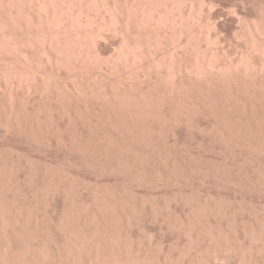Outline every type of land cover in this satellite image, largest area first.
<instances>
[{
  "label": "rangeland",
  "instance_id": "374dc122",
  "mask_svg": "<svg viewBox=\"0 0 264 264\" xmlns=\"http://www.w3.org/2000/svg\"><path fill=\"white\" fill-rule=\"evenodd\" d=\"M33 1L0 0L22 49L0 54V264H264V0ZM46 25L60 38L30 40L27 27ZM89 45L97 62L80 60Z\"/></svg>",
  "mask_w": 264,
  "mask_h": 264
},
{
  "label": "bare ground",
  "instance_id": "6f19581e",
  "mask_svg": "<svg viewBox=\"0 0 264 264\" xmlns=\"http://www.w3.org/2000/svg\"><path fill=\"white\" fill-rule=\"evenodd\" d=\"M19 1H20V0H19ZM22 1H23V0H22ZM34 1H36V0H34ZM34 1H33V2H34ZM38 1H39V0H38ZM46 1H47V0H46ZM48 1H49V0H48ZM54 1H55V0H54ZM71 1H72V0H70V2H71ZM77 1H78V0H77ZM79 1H80V0H79ZM83 1H84V0H83ZM102 1H103V0H102ZM153 1H154V0H153ZM153 1H152V2H153ZM6 2H7V1H6ZM26 2H27V1H26ZM30 2H31V1H30ZM42 2H43V0H42ZM70 2H69V3H70ZM88 2H89V1H88ZM90 2H91V1H90ZM173 2H174V1H173ZM173 2H172V3H173ZM13 3H14V2H13ZM35 3H37V2H35ZM39 3H40V2H39ZM45 3H46V2H45ZM52 3H53V2H52ZM52 3H50V4H52ZM69 3H68V4H69ZM100 3H101V2H100ZM131 3H132V2H131ZM178 3H179V1H178ZM7 4H8V3H7ZM18 4H19V3H18ZM64 4H65V2L63 3V5H64ZM81 4H82V3H81ZM88 4H89V3H88ZM90 4H91V3H90ZM106 4H107V3H106ZM129 4H130V3H129ZM146 4H147V3H146ZM149 4H150V3H149ZM154 4H155V3H154ZM14 5H15V3H14ZM23 5H24V4H23ZM36 5H37V4H36ZM39 5H40V4H39ZM39 5H38V6H39ZM59 5H60V4H59ZM155 5H156V4H155ZM159 5H160V4H159ZM184 5H185V4H184ZM44 6H45V5H44ZM47 6H48V5H47ZM54 6H55V5H54ZM70 6H71V5H70ZM80 6H81V5H80ZM95 6H96V4H95ZM136 6H137V5H136ZM172 6H173V5H172ZM174 6H176V5H174ZM27 7H28V6H27ZM57 7H58V6H57ZM57 7H55V8L58 9ZM98 7H99V6H98ZM129 7H131V6H129ZM129 7H128V8H129ZM151 7H152V6H151ZM155 7H156V6H155ZM176 7H177V6H176ZM180 7H181V6H180ZM182 7H183V5H182ZM182 7H181V8H182ZM4 8H5V7H4ZM6 8H7V7H6ZM10 8H11V7H10ZM20 8H21V7H20ZM24 8H25V7H24ZM24 8H23V11H24ZM33 8H34V7H33ZM37 8H38V7H37ZM40 8L45 9V8L43 7V5H42V7H39V10H40ZM47 8H48V7H47ZM63 8H64V7H63ZM78 8H79V7H78ZM78 8H77V9H78ZM80 8H81V7H80ZM140 8H141V7H140ZM153 8H154V7H153ZM173 8H174V7H173ZM181 8H180V9H181ZM189 8H190V7H189ZM26 9H27V8H26ZM42 9H41V10H42ZM60 9H61V8H60ZM73 9H74V7H73ZM81 9H82V8H81ZM142 9H143V8H141V11H142ZM144 9H146V8L144 7ZM154 9H155V8H154ZM175 9H176V8H175ZM180 9H179V10H180ZM7 10H8V9H7ZM16 10H17V9H16ZM47 10H48V9H47ZM49 10H50V9H49ZM51 10H53V9L51 8ZM65 10H68V9H65ZM75 10H76V9H75ZM78 10H79V9H78ZM139 10H140V9H139ZM165 10H166V9H165ZM165 10H164V11H165ZM179 10H178V11H179ZM3 11H4V10H3ZM19 11H22V10H19ZM23 11H22V12H23ZM25 11H26V10H25ZM28 11H29V10H28ZM33 11H34V10H33ZM44 11H46V10H44ZM54 11H55V10H54ZM54 11H53V12H54ZM125 11H126V10H125ZM135 11H136V10H135ZM135 11H134V12H135ZM153 11H154V10H153ZM155 11H156V10H155ZM188 11H189V10H188ZM199 11H200V10H199ZM0 12H1V11H0ZM7 12H9V11H7ZM41 12H42V11H41ZM51 12H52V11H51ZM53 12H52V13H53ZM55 12H56V11H55ZM63 12H64V11H63ZM79 12H80V11H79ZM84 12H85V11H84ZM104 12H105V11H104ZM110 12H111V11H110ZM138 12H139V11H138ZM149 12H152V11L149 10ZM159 12H160V10H159ZM167 12H168V11H167ZM170 12H171V11H170ZM183 12H184V11H183ZM190 12H191V11H190ZM200 12H201V11H200ZM261 12H262V11H261ZM5 13H6V12H5ZM24 13H25V12H24ZM38 13H39V12H38ZM52 13H51V15H52ZM56 13H57V12H56ZM69 13H70V12H69ZM75 13H76V11H75ZM140 13H141V12H140ZM145 13H146V12H145ZM157 13H158V12H157ZM164 13H165V12H164ZM10 14H11V10H10ZM16 14H17V13H16ZM21 14H22V13H21ZM32 14H33V12H32ZM58 14H59V13H58ZM77 14H78V13H77ZM77 14H76L75 16H77ZM90 14H91V13H90ZM113 14H114V13H113ZM113 14H112V15H113ZM122 14H123V13H122ZM130 14H131V13H130ZM136 14H137V13H136ZM142 14H143V13H142ZM147 14H148V13H147ZM151 14H152V13H151ZM158 14H159V13H158ZM3 15H4V14H3ZM24 15H25V14H24ZM30 15H31V14H30ZM41 15H42V14H41ZM43 15L46 16V14H43ZM47 15H48V13H47ZM56 15H57V14H56ZM60 15H61V14H60ZM64 15H65V14H64ZM69 15H70V14H69ZM108 15H110V14H108ZM124 15H125V14H124ZM163 15H164V14H163ZM167 15H168V14H167ZM177 15H178V13H177ZM190 15H192V14H190ZM200 15H201V14H200ZM15 16H16V15H14V18H15ZM35 16H36V15H35ZM37 16H38V15H37ZM52 16H53V15H52ZM131 16H132V15H131ZM142 16H143V15H142ZM150 16H151V15H150ZM152 16H153V14H152ZM159 16H160V15H158V17H159ZM164 16H165V15H164ZM170 16H172V14H171ZM173 16L176 17V15H173ZM185 16H186V15H185ZM3 17H4V16H3ZM8 17H9V16H8ZM16 17H17V16H16ZM39 17H40V16H38V19H39ZM53 17H54V16H53ZM55 17H56V16H55ZM79 17H80V15H79ZM79 17H78V18H79ZM88 17H89V16H88ZM90 17H91V16H90ZM100 17H101V16H100ZM111 17H112V16H111ZM127 17H128V15H127ZM139 17H140V16H139ZM155 17H156V16H155ZM160 17H161V16H160ZM168 17H169V16H168ZM178 17H179V15H178ZM187 17H188V16H187ZM198 17H199V16H198ZM202 17H203V16H202ZM5 18H6V17H5ZM9 18H10V17H9ZM24 18H25V17H21V16L19 15V17H18L17 20H16V21H17V24L14 22V23L16 24V26H22V24L24 23V20H23ZM29 18H31V17H29ZM44 18H45V17H44ZM46 18H47V17H46ZM62 18H63V17H62ZM62 18H60V19H62ZM85 18H86V17H85ZM135 18H136V17H135ZM146 18H147V17H146ZM162 18H163V20H164V17H163V16H162ZM169 18H170V17H169ZM185 18H186V17H185ZM192 18H193V17H192ZM0 19H1V17H0ZM40 19H42V18H40ZM47 19H48V18H47ZM58 19H59V17H58ZM64 19H66V18L64 17ZM75 19H76V18H75ZM79 19H80V18H79ZM104 19H105V18H104ZM125 19H126V18H125ZM147 19L149 20V18H147ZM155 19H156V18H155ZM157 19H158V18H157ZM159 19H161V18H159ZM167 19H168V18H166L165 21H167ZM171 19H172V18H171ZM171 19H169V20H171ZM180 19H181V17H180ZM186 19H187V18H186ZM200 19H201V16H200ZM7 20H9V19H7ZM69 20H70V19H69ZM76 20H77V19H76ZM76 20H75V22H76ZM81 20H82V19H81ZM89 20H90V19H89ZM110 20H111V19H110ZM182 20H183V19H182ZM193 20H194V19H193ZM5 21H6V20H5ZM9 21H10V20H9ZM44 21H46V19H45ZM56 21H57V19H56ZM63 21L65 22V20H63ZM73 21H74V20H73ZM120 21H122V20H120ZM154 21H155V20H154ZM165 21H164V22H165ZM177 21H178V20H177ZM186 21H187V20H186ZM261 21H262V20H261ZM28 22H29V21H28ZM49 22H50V21H49ZM52 22L54 23V21H52ZM59 22H60V21H59ZM59 22H58V23H59ZM69 22H70V21H69ZM77 22L79 23V21H77ZM91 22H92V20H91ZM101 22H102V20H101ZM105 22H106V21H105ZM109 22H110V21H109ZM113 22H114V20H113ZM128 22H129V21H128ZM133 22H134V21H133ZM139 22H140V21H139ZM143 22H144V21H143ZM147 22H148V21H147ZM167 22H168V21H167ZM170 22H171V21H170ZM173 22H174V21H173ZM173 22L170 23V24H173ZM183 22H184V21H183ZM3 23H4V21H3ZM5 23H6V22H5ZM12 23H13V22H11V24H12ZM21 23H22V24H21ZM26 23H27V22H26ZM29 23H30V22H29ZM41 23H42V22H41ZM43 23H44V22H43ZM65 23H67V22H65ZM70 23H71V22H70ZM80 23H82V21H81ZM87 23H88V22H87ZM150 23H151V22H150ZM156 23H157V22H156ZM156 23L154 22V25H155ZM180 23H181V28H182V21H181ZM188 23H189V22H188ZM237 23H239V22H237ZM9 24H10V23H9ZM19 24H21V25H19ZM37 24H38V23H37ZM50 24H51V23H50ZM59 24H60V23H59ZM76 24H77V23H76ZM92 24H93V23H92ZM107 24H108V23H107ZM128 24H129V23H128ZM160 24H161V23H160ZM170 24H169V25H170ZM178 24H179V23H178ZM185 24H186V23H185ZM3 25H4V24H3ZM3 25L0 26V54H1V52H5V51H8V50H12V52L14 51V53H16V52L19 53L22 49H20L19 47H17V46L19 45V43H18L17 46H16V43L12 40V35H11V34L13 33V31H12V32H9V31L7 30V28L5 29L6 25H5V26H3ZM23 25H24V24H23ZM85 25H86V23H85ZM96 25H97V24H96ZM112 25H113V24H112ZM142 25H144V24H142ZM147 25H148V24H147ZM158 25H159V23H158ZM176 25H177V24H176ZM183 25H184V24H183ZM260 25H261V24H260ZM26 26H27V25H26ZM34 26H36V25H34ZM46 26H47V25H46ZM46 26H44V29H45ZM51 26H52V25H51ZM64 26H65V25H64ZM66 26H67V25H66ZM73 26H74V24H73ZM82 26H83V25H82ZM99 26H100V25L98 24V27H99ZM107 26H108V25H107ZM110 26H111V25H110ZM126 26H127V25H126ZM129 26H130V25H129ZM129 26H128V28H129ZM135 26H136V25H135ZM161 26H163V25H161ZM165 26H166V25H165ZM165 26H164V27H165ZM167 26H168V25H167ZM178 26H179V25H177L175 28H177ZM261 26H262V25H261ZM48 27H49V26H47V28H48ZM54 27H55V26H54ZM62 27H63V26H62ZM70 27H71V26H70ZM76 27H78V25H77ZM102 27H103V26H102ZM114 27H115V26H114ZM136 27H137V26H136ZM149 27H150V26H149ZM152 27H153V25H152ZM156 27H157V25H156ZM164 27H163V28H164ZM171 27H172V26H171ZM171 27H170V28H171ZM33 28H34V27H33ZM42 28H43V27H42ZM51 28H52V27H49L48 30L46 29V31H47L46 33L44 32L45 30H43V29H41V28H38V29H37V28H36V29H32V28H31V29H30V27H29V28L27 27V29H25V30H27L29 36H32V37H30V40L34 41V42L37 43L38 45H39L40 43H43V44L45 45V41L47 40V39H46V36H47V37H49V36L52 37V34H53V35H54V34H55V35H58V33H59L60 30H61V28H58V29L54 28V30H53V29L51 30ZM109 28H110V27H109ZM115 28H116V27H115ZM119 28H120V27H119ZM142 28H143V27H142ZM153 28H154V27H153ZM157 28H158V27H157ZM168 28H169V27H168ZM181 28H180V29H181ZM183 28H184V26H183ZM201 28H202V27H201ZM201 28H200V29H201ZM14 29H15V28H14ZM62 29H63V28H62ZM68 29H69V28H68ZM74 29H75V28H74ZM96 29H97V28H96ZM98 29H100V28H98ZM101 29H103V28H101ZM113 29H114V28H113ZM171 29H172V28H171ZM200 29H199V30H200ZM255 29H256V28H255ZM255 29H254V30H255ZM78 30H80V29H78ZM148 30H149V29H148ZM153 30H154V29H153ZM158 30H159V28H158ZM158 30L156 31V33L158 32ZM178 30H179V29H178ZM263 30H264V29H263ZM61 31H64V30H61ZM66 31H67V30H66ZM70 31H72V30H70ZM70 31H69V32H70ZM75 31H76V30H75ZM75 31L72 32V33H75ZM80 31H81V30H80ZM93 31H94V29H93ZM97 31H99V30H97ZM108 31H109V30H108ZM108 31H107V32H108ZM120 31H121V29H120ZM130 31H131V30H130ZM150 31H151V30H149L148 32H150ZM154 31H155V30H154ZM161 31H162V30H161ZM174 31H175V30H174ZM184 31H185V30H184ZM200 31H201V30H200ZM214 31H215V30H214ZM256 31H257V30H256ZM256 31H255V33H256ZM81 32H82V31H81ZM99 32H102V31H99ZM111 32H112V31H111ZM126 32H127V31H126ZM159 32H160V31H159ZM166 32H167V31H166ZM182 32H183V31H182ZM260 32H261V31H260ZM15 33H16V32H15ZM105 33H106V32H105ZM113 33H114V32H113ZM173 33H174V32H173ZM209 33H210V32H209ZM258 33H259V32H258ZM22 34H23V33H22ZM60 34H63V33H60ZM87 34H88V33H87ZM87 34H86V35H87ZM117 34H118V33H117ZM129 34H130V33H129ZM135 34H136V33H135ZM145 34H146V33H145ZM175 34H176V33H175ZM178 34H180V33H178ZM178 34H177V35H178ZM182 34H183V33H182ZM78 35H79V34H78ZM112 35H114V34H112ZM119 35H120V34H119ZM123 35H124V33H123ZM130 35H131V34H130ZM140 35H141V34H140ZM148 35H149V34H148ZM163 35H164V34H163ZM165 35H166V34H165ZM168 35H169V34H168ZM186 35H187V33H186ZM214 35H215V34H214ZM256 35H257V34H256ZM261 35H262V34H261ZM21 36H22V35H21ZM29 36H28V37H29ZM63 36H64V35H63ZM95 36H96V34H95ZM105 36H106V35H105ZM117 36H118V35H117ZM128 36H129V35H128ZM134 36H135V35H134ZM136 36H137V35H136ZM153 36H154V35H153ZM156 36H157V35H156ZM169 36H170V35H169ZM174 36H175V35H174ZM179 36H180V35H179ZM182 36H183V35H182ZM205 36L207 37V35H205ZM257 36H258V35H257ZM26 37H27V36H26ZM54 37H55V36H54ZM73 37H74V36H73ZM80 37H81V36H80ZM91 37H92V36H91ZM130 37H131V36H130ZM147 37H148V36H147ZM147 37H146V38H147ZM184 37H185V36H184ZM211 37H212V36H211ZM259 37H260V36H259ZM262 37H263V36H261V38H262ZM56 38H57V37H56ZM59 38H60V35H58V39H59ZM88 38H89V37H88ZM94 38H95V37H94ZM152 38H153V37H152ZM170 38H171V37H170ZM173 38H174V37H173ZM176 38H177V37H176ZM178 38H179V37H178ZM181 38H182V37H181ZM185 38H186V37H185ZM190 38H191V37H190ZM207 38H208V37H207ZM209 38H210V36H209ZM253 38H254V37H253ZM42 39H43V41H42ZM58 39L56 40V43L58 44L57 47H58V48L60 47L61 49H63V48H64L63 45L66 44V43L68 42V41H67V42L65 43V41L68 40V39H66V38L63 39V37H62L61 39H63V40L66 39L65 41H63L64 43H63V42L61 43V42H60L61 39H60L59 41H58ZM73 39H74V38H73ZM75 39H77V41H78V38H75ZM83 39H84V38H83ZM96 39H99V38L97 37ZM123 39H124V38H123ZM144 39H145V38H144ZM149 39H151V38H149ZM188 39H189V38H188ZM204 39L206 40V38H204ZM251 39H252V38H251ZM48 40H49V41H47V42H51V44H50V43H49V44L52 45V43H53V42H52L53 37H52L51 39L49 38ZM84 40H86V39H84ZM89 40L92 41V39H89ZM103 40H104V39H103ZM140 40H141V39H140ZM170 40H171V39H170ZM207 40H208V39H207ZM254 40H256V39L254 38ZM254 40H253V41H254ZM39 41H41V42H39ZM61 41H62V40H61ZM93 41H95V40H93ZM93 41H92V43H93ZM101 41H102V40H101ZM106 41H107V40H106ZM108 41H109V40H108ZM108 41H107V42H108ZM134 41H135V40H134ZM156 41H157V39H156ZM161 41H162V40H161ZM161 41H160V43H161ZM174 41H175V40H174ZM174 41H173V42H174ZM180 41H181V39H180ZM30 42H31V41H30ZM54 42H55V40H54ZM69 42H70V41H69ZM83 42H84V41H83ZM85 42L87 43L88 41H85ZM95 42L97 43V41H95ZM98 42H99V41H98ZM135 42H136V41H135ZM148 42H149V41H148ZM154 42H155V41H154ZM163 42H164V41H163ZM175 42H177V41H175ZM208 42H209V40H208ZM261 42H262V41H261ZM25 43H26V42H25ZM56 43L53 44V45H54V48H55ZM79 43H80V42H79ZM89 43H90V42H89ZM92 43H91V44H92ZM160 43H158V44H160ZM164 43H165V42H164ZM177 43H178V42H177ZM185 43H186V42H185ZM210 43H211V42H210ZM254 43H255V42H254ZM71 44H73L72 41H71ZM140 44H141V41H140ZM158 44H157V45H158ZM161 44H162V43H161ZM174 44H176V43H174ZM260 44H262V43H260ZM28 45H29V44H28ZM40 45H41V44H40ZM47 45H48V44H47ZM61 45H62V46H61ZM78 45H80V44H78ZM93 45H95V43H94ZM142 45H143V44H142ZM146 45H147V44H146ZM151 45H152V44H151ZM190 45H191V44H190ZM21 46H23V44H22ZM21 46H20V47H21ZM35 46H36V45H35ZM64 46H66V50L68 51V50L70 49L68 46H71V45H70V43H69V45H64ZM72 46H73V45H72ZM75 46H76V45H75ZM75 46H74V47H75ZM84 46H86V45H84ZM84 46L81 45L82 48H83ZM122 46H124V45L122 44ZM137 46H138V45H137ZM147 46H148V45H147ZM174 46H175V45H174ZM180 46H181V45H180ZM253 46H254V45H253ZM253 46H252V47H253ZM25 47H26V46H25ZM40 47H41V46H40ZM57 47H56L55 49H56V51L58 50V52H59V49H58ZM78 47H80V46H77V48H78ZM81 47H80V48H81ZM89 47H90V45H89ZM94 47L97 48L96 45H95ZM126 47H127V46H126ZM135 47H136V46H135ZM153 47H154V46H153ZM186 47H189V46H186ZM250 47H251V46H250ZM256 47H257V45H256ZM30 48L32 49V47H30ZM42 48H43V46H42ZM67 48H68V49H67ZM96 48H93L92 46H91L89 49L85 48L86 52H85L84 55H83L84 59H83V58L80 59V58H78V57H77V58L80 59V60H84V61H86V59H87V60L89 59V60H91V62L94 61V59H98V55H97V52H96V50H95ZM120 48H121V47H120ZM156 48H157V47H156ZM156 48H155V49H156ZM162 48H163V47H162ZM162 48H161V49H162ZM174 48H175V47H174ZM174 48H173V49H174ZM253 48H254V47H253ZM25 49H26V48H25ZM46 49L48 50V48H46ZM64 49H65V48H64ZM137 49H138V48H137ZM182 49H183V47H182ZM251 49H252V48H251ZM251 49H250V50H251ZM254 49H256V48H254ZM73 50H74V49H73ZM80 50H81V49H80ZM80 50H79V48H78L76 51H78L77 53L82 54V50H81V52H80ZM120 50H121V49H120ZM128 50H129V49H128ZM143 50H144V49H143ZM147 50H148V49H147ZM151 50H152V49H151ZM157 50H158V49H157ZM178 50H179V49H178ZM187 50H188V49H187ZM23 51H24V50H23ZM34 51H35V50H34ZM60 51H62V50H60ZM70 51H71V50H70ZM97 51H98V50H97ZM121 51H122V50H121ZM125 51H126V50H125ZM129 51H130V50H129ZM129 51H127V52H129ZM136 51H137V50H136ZM136 51H135V52H136ZM138 51H139V49H138ZM140 51H141V50H140ZM148 51H149V50H148ZM167 51H168V50H167ZM167 51H166V52H167ZM180 51H181V49H180ZM214 51H215V50H214ZM217 51H218V50H217ZM220 51H221V50H220ZM244 51H245V49H244ZM252 51H253V50H252ZM256 51H258V50L256 49ZM259 51H260V50H259ZM25 52H26V51H25ZM72 52H73V51H72ZM72 52H71V53H72ZM118 52H120V51H118ZM183 52H184V51H183ZM221 52H222V51H221ZM246 52H247V51H246ZM249 52H250V51H249ZM62 53H63V52H62ZM64 53H65V52H64ZM77 53H76V54H77ZM130 53H133V54H134V52H132V51H131ZM136 53H137V52H136ZM140 53H141V52H140ZM170 53H171V52H170ZM173 53H174V52H173ZM173 53H172V55H173ZM212 53H213V52H212ZM2 54H3V53H2ZM115 54H116V53H115ZM125 54H126V52H125ZM147 54H148V53H147ZM149 54H150V53H149ZM167 54H168V53H166V55H167ZM182 54H183V53H182ZM215 54H216V53H215ZM247 54H248V53H247ZM254 54H255V53H254ZM5 55H7V54L5 53ZM18 55H19V54H18ZM59 55H60V54H59ZM59 55H57V56L59 57ZM69 55H70V54H69ZM116 55H118V54H116ZM121 55H123V54L120 53V57L125 56V55H123V56H121ZM128 55H130V54H128ZM134 55H135V54H134ZM136 55H137V54H136ZM136 55H135V56H136ZM142 55L144 56L143 53H142ZM150 55H151V54H150ZM169 55H170V54H169ZM172 55H171V56H172ZM177 55H178V54H177ZM185 55H186V54H185ZM256 55H257V54H256ZM23 56H24V55H23ZM23 56H22V57H23ZM42 56H43V55H42ZM42 56H41V57H42ZM44 56H45V55H44ZM77 56H79V55H77ZM132 56H133V55H132ZM139 56H140V55H139ZM167 56H168V55H167ZM218 56H219V55H218ZM242 56H244V55H242ZM245 56H246V55H245ZM249 56H250V54H249ZM258 56H259V55H258ZM11 57H12V56H11ZM19 57H20V55H19ZM55 57H56V56H55ZM58 57H57V59H59ZM62 57H63V56L61 55V58H60L61 60L63 59ZM74 57H75V56H74ZM118 57H119V56H118ZM120 57H119V58H120ZM125 57H127V56H125ZM152 57H153V56L151 55V59H152ZM159 57H160V56H159ZM176 57H177V56H176ZM178 57H179V56H178ZM220 57H221V56H220ZM246 57H247V56H246ZM260 57H261V56H260ZM23 58H24V57H23ZM45 58L47 59V57H45ZM53 58H54V56H53ZM64 58H65V59L62 60V61H64V62H69V61L71 60V58H70L69 61H68V59H67L65 56H64ZM102 58H103V57H102ZM134 58H135V57H134ZM136 58H137V57H136ZM140 58H142V57H140ZM146 58H147V57H146ZM153 58H154V57H153ZM216 58H217V57H216ZM261 58H262V57H261ZM263 58H264V57H263ZM13 59H14V58H13ZM26 59H28V58H26ZM26 59H25V60H26ZM54 59H55V58H54ZM66 59H67V61H66ZM78 59H77V61H78ZM123 59H124V58H123ZM123 59H122V60H123ZM126 59H127V58H126ZM132 59H133V58H132ZM161 59H162V58H161ZM169 59H170V58H169ZM172 59H173V58H172ZM172 59H171V61H172ZM177 59H178V58H177ZM179 59H180V57H179ZM217 59H218V58H217ZM221 59H222V58H221ZM244 59H245V58H244ZM246 59H247V58H246ZM23 60H24V59H23ZM40 60H41V59H40ZM55 60H56V59H55ZM55 60H53V61H55ZM107 60H108V59H107ZM109 60H110V59H109ZM111 60L113 61V59H111ZM116 60H117V59H116ZM124 60H125V59H124ZM130 60H131V59H130ZM142 60H144V59H142ZM142 60L139 59V62L142 61ZM145 60H146V59H145ZM149 60H150V59H149ZM202 60H203V59H202ZM235 60H236V59H235ZM250 60H251V59H250ZM15 61H16V60H15ZM50 61H51V60H50ZM57 61H58V60H56V62H57ZM73 61H74V59H73ZM104 61H105V60H104ZM117 61H118V60H117ZM153 61H154V60H153ZM163 61H164V60H163ZM195 61H196V60H195ZM242 61H243V60H242ZM244 61H245V60H244ZM1 62H2V61H1ZM1 62H0V63H1ZM9 62H10V61H9ZM13 62H14V61H13ZM17 62H19V61H17ZM31 62H32V61H31ZM58 62H61V61H58ZM86 62H87V61H86ZM86 62H85V64H86ZM94 62H97V61H94ZM99 62H100V60H99ZM102 62H103V61H102ZM102 62H101V63H102ZM114 62H116V61H114ZM123 62H124V61H123ZM131 62H132V61H131ZM157 62H158V61H157ZM164 62H165V61H164ZM172 62H174V61H172ZM176 62H177V61H176ZM176 62H174V63L176 64ZM178 62H180V61H178ZM183 62H184V61H183ZM216 62H217V61H216ZM220 62H221V61H220ZM227 62H228V60H227ZM231 62H232V61H231ZM21 63H22V62H21ZM37 63H38V62H37ZM83 63H84V62H83ZM119 63H121L120 60H119ZM119 63H118V64H119ZM125 63H126V62H124V64H125ZM133 63H135V62H133ZM159 63H160V62H159ZM181 63H182V62H181ZM189 63H190V62H189ZM202 63H203V62H202ZM208 63H209V62H208ZM217 63H218V62H217ZM229 63H230V62H229ZM239 63H240V62H239ZM242 63H243V62H242ZM251 63H252V61H251ZM3 64H4V62H3ZM3 64H2V65H3ZM15 64H16V63H15ZM22 64H23V63H22ZM28 64H29V63H28ZM45 64H46V63H45ZM48 64H49V63H48ZM57 64H58V63H57ZM57 64H54V65H57ZM85 64H84V65H85ZM102 64H103V63H102ZM112 64H113V63H112ZM122 64H123V63H122ZM124 64H123V66H124ZM127 64H128V63H127ZM131 64H132V63H131ZM148 64H149V62H148ZM152 64H154V66H155V63H152ZM152 64H151V65H152ZM162 64H163V63H162ZM164 64H165V63H164ZM237 64H238V63H237ZM262 64H263V63H262ZM262 64H260L259 66H261ZM8 65H9V64H8ZM17 65H18V64H17ZM51 65H52V64H51ZM60 65H61V64H60ZM67 65H68V64H67ZM87 65L89 66V63H88ZM90 65H92V64H90ZM135 65L137 66V64H135ZM138 65H139V63H138ZM167 65H168V64H167ZM167 65H165V67H166ZM169 65H170V64H169ZM173 65H174V64H173ZM176 65H177V64H176ZM179 65H180V64H179ZM179 65H177V66L179 67ZM245 65H247V63H246ZM248 65H249V64H248ZM9 66H10V65H9ZM14 66H15V65H14ZM20 66H24V65H20ZM32 66H33V65H32ZM39 66L41 67V65H39ZM47 66H48V65H47ZM81 66H82V65H81ZM101 66H102V65H101ZM108 66H109V65H108ZM110 66H111V65H110ZM112 66H113V65H112ZM119 66H120V65H119ZM131 66H132V65H131ZM146 66H147V65H146ZM230 66H231V65H230ZM232 66H233V65H232ZM232 66H231V67H232ZM234 66H235V65H234ZM12 67H13V66H12ZM18 67H19V66H18ZM30 67H31V66H30ZM36 67H37V66H36ZM103 67H104V66H103ZM106 67H107V66H106ZM106 67H104V68H106ZM124 67H125V66H124ZM133 67H134V66H133ZM141 67L143 68V66H141ZM157 67H160V66L157 65ZM168 67H169V66H167V68H168ZM178 67H177V68H178ZM181 67H182V66H181ZM199 67H200V66H199ZM201 67H202V65H201ZM210 67H211V66H210ZM224 67H225V66H224ZM226 67H228V66H226ZM231 67H230V68H231ZM4 68H5V67H4ZM4 68H3V69H4ZM21 68H22V67H21ZM25 68H26V66H25ZM37 68H38V67H37ZM91 68H92V67H91ZM136 68H137V67H136ZM148 68H150V67H148ZM155 68H156V67H155ZM155 68H154V69H155ZM161 68H162V67H161ZM169 68H170V69H171V68H174V66H173V67L171 66V67H169ZM169 68H168V69H169ZM196 68H198V67H196ZM215 68H216V67H215ZM218 68H219V67H218ZM246 68H247V66L244 67V69H246ZM249 68H250V66H249ZM249 68H248V69H249ZM56 69H57V68H56ZM69 69H70V68H69ZM94 69H95V68H94ZM107 69H108V68H107ZM107 69H105V70H107ZM116 69H117V66H116ZM116 69H115V71H116ZM124 69H125V68H124ZM157 69H158V68H157ZM202 69H203V67H202ZM223 69H224V68H223ZM225 69H226V68H225ZM225 69H224V71H222V72H226ZM227 69H228V68H227ZM254 69H255V68H254ZM261 69H263V68H261ZM18 70H19V69H18ZM30 70H33V69H30ZM57 70H59V69H57ZM73 70H74V69H73ZM78 70H80V69H78ZM126 70L129 71V69H126ZM131 70H132V69H131ZM137 70H138V68H137ZM137 70H136V71H137ZM152 70H153V69H152ZM155 70H156V69H155ZM163 70H164V69H163ZM200 70H201V69H200ZM213 70H214V69H213ZM221 70H222V69H220V71H221ZM234 70H235V69H234ZM238 70H239V69H238ZM242 70H243V69H242ZM11 71H12V70H11ZM33 71H34V70H33ZM71 71H72V70H71ZM110 71H111V70H110ZM134 71H135V70H134ZM157 71H159V70H157ZM170 71H171V70H170ZM183 71H184V70H183ZM190 71H191V70H190ZM194 71H195V69H194ZM209 71H210V70H209ZM18 72H19V71H18ZM31 72H32V71H31ZM42 72H43V69H42ZM78 72H79V71H77V73H78ZM118 72H119V71H118ZM138 72H139V71H138ZM142 72H143V71H142ZM145 72H146V71H145ZM185 72H186V71H185ZM197 72H198V71H197ZM215 72H216V71H215ZM254 72H255V71H254ZM12 73H13V72H12ZM57 73H58V72H57ZM57 73H56V75H58ZM103 73H104V72H103ZM110 73L112 74V72H110ZM159 73H160V72H159ZM159 73H158V74H159ZM167 73H168V72H167ZM171 73H172V72H171ZM190 73H191V72H190ZM227 73H228V72H227ZM246 73H247V72H246ZM4 74H5V73H4ZM14 74H15V73H14ZM17 74H18V73H17ZM17 74H15V76H16ZM23 74H24V73H23ZM96 74H97V73H96ZM115 74H116V73H115ZM126 74H127V73H126ZM144 74H145V73H144ZM147 74H148V73H147ZM156 74H157V73H156ZM158 74H157V75H158ZM165 74H166V73H165ZM168 74H169V73H168ZM186 74H187V73H186ZM188 74H189V72H188ZM200 74H201V73H200ZM225 74H226V73H225ZM230 74H231V73H230ZM244 74H245V73H244ZM11 75H12V74H11ZM104 75H105V74H104ZM116 75H117V74H116ZM157 75H156V76H157ZM196 75H198V74H196ZM207 75H208V74H207ZM237 75H238V74H237ZM254 75H255V74H254ZM254 75H253V76H254ZM23 76H24V75H23ZM23 76H20V77H23ZM25 76H26V75H25ZM64 76H65V75H64ZM82 76H83V74H82ZM101 76H102V75H101ZM105 76H106V75H105ZM107 76H108V75H107ZM147 76H148V75H147ZM158 76H159V75H158ZM183 76H184V75H183ZM190 76H191V75H190ZM193 76L195 77V73H194ZM209 76H210V74H209ZM221 76H222V75H221ZM234 76H235V75H234ZM247 76H248V75H247ZM263 76H264V75H263ZM20 77H19V78H20ZM38 77H39V76H38ZM84 77H85V76H84ZM93 77H94V76H93ZM93 77H92V78H93ZM131 77H132V76H131ZM138 77H139V76H138ZM142 77H143V76H142ZM162 77H163V76H162ZM199 77H200V76H199ZM207 77H208V76H207ZM223 77H225V76L223 75ZM235 77H236V76H235ZM260 77H261V76H260ZM7 78H9V76H8ZM11 78H12V77H11ZM11 78H10V79H11ZM26 78H27V77H26ZM28 78H29V77H28ZM28 78H27V79H28ZM41 78L43 79V77H41ZM69 78H70V77H69ZM72 78H73V77H72ZM87 78H88V77H87ZM90 78H91V77H90ZM145 78H146V77H145ZM160 78H161V77H160ZM180 78H181V77H180ZM205 78H206V77H205ZM233 78H234V77H233ZM245 78H246V77H245ZM249 78H250V76H249ZM13 79L15 80V79H17V78H14V77H13ZM13 79H12V80H13ZM60 79H61V77H60ZM116 79H117V78H116ZM138 79H139V78H138ZM158 79H159V78H158ZM182 79H183V78H182ZM182 79H181V80H182ZM195 79H196V78H195ZM197 79H198V78H197ZM218 79H219V78H218ZM227 79H228V78H227ZM247 79H248V78H247ZM0 80H1V79H0ZM7 80H8V79H7ZM33 80H34V79H33ZM98 80H99V79H98ZM126 80L128 81V79H126ZM156 80H157V79H156ZM164 80H165V79H164ZM164 80H163V81H164ZM166 80H167V79H166ZM193 80H194V79H193ZM223 80H224V79H223ZM256 80H257V79H256ZM2 81H3V80H2ZM43 81H44V80H43ZM47 81H48V79H47ZM50 81H51V80H50ZM100 81H101V80H100ZM203 81H204V80H203ZM210 81H211V80H209V82H210ZM228 81H229V80H228ZM252 81H253V80H252ZM252 81H251V82H252ZM259 81H260V80H259ZM15 82H16V81H15ZM33 82H34V81H33ZM40 82H41V81H40ZM51 82H52V81H51ZM57 82H59V81H57ZM131 82H132V81H131ZM131 82H130V83H131ZM138 82H139V81H138ZM152 82H153V81H152ZM157 82H158V81H157ZM159 82H160V81H159ZM193 82H194V81H193ZM221 82H222V80H221ZM260 82H261V81H260ZM8 83H9V82H8ZM10 83H11V82H10ZM10 83H9V84H10ZM25 83H27V80H26ZM29 83H30V82H29ZM81 83H82V82H81ZM184 83H185V82H184ZM210 83H211V82H210ZM244 83H245V82H244ZM9 84H8V85H9ZM21 84H22V83H21ZM32 84H33V83H32ZM35 84H36V83H35ZM58 84H59V83H58ZM94 84H95V83H94ZM122 84H123V83H122ZM160 84H161V83H160ZM178 84H179V83H178ZM190 84H191V83H190ZM192 84H193V83H192ZM223 84H224V83H223ZM225 84H226V83H225ZM239 84H240V83H239ZM248 84H249V83H248ZM258 84H259V83H258ZM15 85H16V84H15ZM33 85H34V84H33ZM118 85H119V84H118ZM132 85H133V84H132ZM138 85H139V84H138ZM157 85H158V84H157ZM182 85H183V84H182ZM193 85H195V84H193ZM193 85H191V86H193ZM206 85H207V84H206ZM231 85H232V84H231ZM240 85H241V84H240ZM251 85H252V84H251ZM260 85H261V84H260ZM262 85H263V84H262ZM25 86H26V84H25ZM25 86H24V87H25ZM35 86H36V85H35ZM44 86H45V85H44ZM54 86H55V85H54ZM56 86H57V85H56ZM81 86H82V85H81ZM81 86H80V87H81ZM147 86H148V85H147ZM162 86H163V85H162ZM208 86H209V83H208ZM242 86H244V85H242ZM248 86H249V85H248ZM20 87H21V86H20ZM41 87H42V86H41ZM87 87H88V86H87ZM128 87H130V86H128ZM165 87H166V86H165ZM179 87H180V86H179ZM183 87H184V86H183ZM210 87H211V86H210ZM236 87H237V86H236ZM43 88H44V87H43ZM97 88H98V87H97ZM151 88H152V87H151ZM166 88H167V87H166ZM185 88H186V86H185ZM206 88H207V87H206ZM238 88H239V87H238ZM250 88H251V87H250ZM252 88H253V87H252ZM41 89H42V88H41ZM77 89H78V87H77ZM131 89H133V88H131ZM146 89H147V88H146ZM149 89H150V87H149ZM154 89H155V88H154ZM163 89H165V88H163ZM200 89H201V88H200ZM210 89H211V88H210ZM255 89H256V88H255ZM5 90H6V89H5ZM5 90H4V91H5ZM26 90H27V89H26ZM115 90H116V89H115ZM124 90H125V89H124ZM133 90H134V89H133ZM166 90H167V89H166ZM170 90H171V89H170ZM179 90H181V89H179ZM221 90H222V89H221ZM236 90H237V89H236ZM21 91H22V90H21ZM87 91H88V90H87ZM126 91H127V90H126ZM149 91H150V90H149ZM149 91H148V93H149ZM152 91H153V90H152ZM164 91H165V90H164ZM164 91H163V92H164ZM171 91H172V90H171ZM175 91H176V90H175ZM207 91H208V90H207ZM219 91H220V90H219ZM222 91H223V90H222ZM246 91H248V90H246ZM251 91H252V90H251ZM1 92H2V91H1ZM1 92H0V94H1ZM9 92H10V90H9ZM76 92H77V91H76ZM116 92H117V91H116ZM116 92H115V93H116ZM120 92H121V91H120ZM128 92H129V91H128ZM140 92H141V91H140ZM163 92H162V93H163ZM167 92H168V91H167ZM180 92H181V91H180ZM182 92H183V91H182ZM189 92H190V91H189ZM229 92H230V91H229ZM254 92H255V91H254ZM21 93H22V92H21ZM34 93H35V92H34ZM41 93H42V92H41ZM41 93H40V94H41ZM81 93H82V92H81ZM132 93H133V92H132ZM135 93H136V92H135ZM142 93H143V92H142ZM146 93H147V92H146ZM153 93H154V92H153ZM158 93H160V92H158ZM162 93H161V94H162ZM184 93H185V92H184ZM184 93H183V94H184ZM208 93H209V92H208ZM214 93H215V92H214ZM220 93H221V92H220ZM262 93H263V92H262ZM8 94H9V93H8ZM43 94H44V93H43ZM58 94H59V93H58ZM70 94H71V93H70ZM79 94H80V93H79ZM79 94H78V95H79ZM87 94H88V93H87ZM123 94H124V92H123ZM149 94H150V93H149ZM155 94H156V93H155ZM163 94H164V93H163ZM165 94H166V93H165ZM167 94H168V93H167ZM188 94H189V93H188ZM190 94H191V93H190ZM204 94H205V93H204ZM225 94H226V93H225ZM225 94H224V95H225ZM242 94H243V93H242ZM19 95H20V94H19ZM68 95H69V94H68ZM83 95H84V94H83ZM141 95H142V94H141ZM150 95H151V94H150ZM196 95H197V94H196ZM199 95H200V94H199ZM226 95H227V94H226ZM230 95H231V94H230ZM247 95H248V94H247ZM250 95H251V94H250ZM64 96H65V95H64ZM101 96H102V95H101ZM108 96H109V95H108ZM113 96H114V94H113ZM119 96H120V95H119ZM121 96H122V95H121ZM145 96H146V95H145ZM160 96H161V95H160ZM188 96H189V95H188ZM197 96H198V95H197ZM208 96H209V95H208ZM216 96H217V95H216ZM7 97H8V96H7ZM71 97H72V96H71ZM111 97H112V96H111ZM116 97H117V96H116ZM153 97H154V96H153ZM181 97H182V96H181ZM186 97H187V96H186ZM192 97H193V96H192ZM227 97H228V96H227ZM230 97H232V96H229V98H230ZM247 97H248V96H247ZM251 97H252V96H251ZM253 97H254V96H253ZM9 98H10V97H9ZM29 98H30V97H29ZM33 98H34V97H33ZM92 98H93V97H92ZM105 98H106V97H105ZM105 98H104V99H105ZM125 98H126V96H125ZM134 98H135V97H134ZM151 98H152V97H151ZM176 98H179V97H176ZM195 98H196V97H195ZM206 98H208V97H206ZM249 98H250V97H249ZM262 98H263V97H262ZM11 99H12V98H11ZM18 99H19V98H18ZM65 99H66V98H65ZM77 99H78V98H77ZM84 99H85V98H84ZM86 99H87V98H86ZM104 99H103V100H104ZM126 99H127V98H126ZM137 99H138V98H137ZM157 99H158V98H157ZM225 99H226V98H225ZM230 99H231V98H230ZM5 100H6V99H5ZM29 100H30V99H29ZM61 100H63V99H61ZM61 100H60V101H61ZM66 100H67V99H66ZM79 100H80V99H79ZM79 100H78V101H79ZM82 100H83V99H82ZM100 100H101V99H100ZM108 100H109V99H108ZM108 100H107V102H108ZM113 100H114V99H113ZM139 100H140V98H139ZM206 100H207V99H206ZM2 101H3V100H2ZM32 101H33V100H32ZM76 101H77V100H76ZM78 101H77V102H78ZM125 101H126V100H125ZM147 101H148V100H147ZM152 101H153V100H152ZM184 101H185V100H184ZM187 101H189V100H187ZM190 101H191V100H190ZM201 101H202V100H201ZM228 101H229V99H228ZM8 102H9V101H8ZM25 102H26V101H25ZM70 102H71V101H70ZM100 102H101V101H100ZM109 102H110V101H109ZM130 102H131V101H130ZM182 102H183V101H182ZM224 102H225V101H224ZM235 102H236V100H235ZM245 102H246V101H245ZM11 103H12V102H11ZM19 103H20V102H19ZM138 103H139V102H138ZM138 103H137V104H138ZM180 103H181V102H180ZM183 103H184V102H183ZM191 103H192V102H191ZM202 103H203V102H202ZM211 103H212V102H211ZM251 103H252V102H251ZM23 104H24V103H23ZM98 104H99V103H98ZM100 104H101V103H100ZM113 104H114V103H113ZM129 104H130V103H129ZM140 104H141V103H140ZM145 104H146V103H145ZM148 104H149V103H148ZM224 104H225V103H224ZM235 104H236V103H235ZM241 104H242V103H241ZM76 105H77V104H76ZM101 105H102V104H101ZM104 105H105V104H104ZM126 105H127V104H126ZM135 105H136V104H135ZM146 105H147V104H146ZM202 105H203V104H202ZM209 105H210V104H209ZM214 105H215V103H214ZM233 105H234V104H233ZM233 105H232V106H233ZM248 105H249V104H248ZM9 106H10V105H9ZM11 106H12V105H11ZM56 106H57V104H56ZM68 106H69V105H68ZM105 106H106V105H105ZM144 106H145V105H144ZM174 106H175V105H174ZM176 106H177V105H176ZM0 107H1V106H0ZM21 107H22V106H21ZM65 107H66V106H65ZM77 107H78V106H77ZM91 107H93V106H91ZM97 107H98V106H97ZM101 107H102V106H101ZM131 107H132V106H131ZM141 107H142V106H141ZM201 107H202V106H201ZM209 107H210V106H209ZM223 107H224V106H223ZM234 107H235V106H234ZM237 107H238V106H237ZM11 108H12V107H11ZM11 108H9V109H11ZM63 108H64V107H63ZM72 108H73V107H72ZM104 108H105V107H104ZM119 108H120V107H119ZM124 108H125V107H124ZM126 108H127V107H126ZM179 108H180V107H179ZM224 108H225V107H224ZM3 109H4V108H3ZM6 109H7V108H6ZM37 109H38V108H37ZM58 109H59V108H58ZM86 109H87V108H86ZM114 109H115V108H114ZM120 109H121V108H120ZM142 109H143V108H141V110H142ZM144 109H145V108H144ZM173 109H174V108H173ZM198 109H200V108H198ZM244 109H245V108H244ZM246 109H247V108H246ZM253 109H254V108H253ZM19 110H20V109H19ZM68 110H69V109H68ZM95 110H96V109H95ZM141 110H140V111H141ZM184 110H185V109H184ZM200 110H201V109H200ZM237 110H238V109H237ZM251 110H252V109H251ZM8 111H9V110H8ZM13 111H14V110H13ZM53 111H54V110H53ZM57 111H58V110H57ZM65 111H66V110H65ZM77 111H78V110H77ZM125 111H126V110H125ZM138 111H139V110H138ZM212 111H213V110H212ZM233 111H234V110H233ZM245 111H246V110H245ZM247 111H249V110H247ZM10 112H11V111H10ZM15 112H16V111H14V113H15ZM22 112H23V111H22ZM25 112H26V111H25ZM27 112H29V111H27ZM66 112H67V111H66ZM68 112H69V111H68ZM142 112H143V111H142ZM204 112H205V111H204ZM209 112H210V111H209ZM242 112H244V111H242ZM258 112H259V111H258ZM261 112H262V111H261ZM8 113H9V112H8ZM12 113H13V112H12ZM84 113H85V112H84ZM87 113H89V112H87ZM103 113H104V112H103ZM123 113H124V112H123ZM123 113L121 114V116L123 115ZM126 113H128V112H126ZM135 113H136V112H135ZM210 113H211V112H210ZM214 113H215V112H214ZM214 113H213V114H214ZM245 113H246V112H245ZM248 113H249V112H248ZM262 113H264V112H262ZM5 114H6V113H5ZM18 114H20V112H18ZM51 114H52V113H51ZM74 114H75V113H74ZM80 114H81V113H80ZM129 114H130V113H129ZM131 114H132V113H131ZM138 114H139V113H138ZM197 114H198V113H197ZM235 114H236V113H235ZM24 115H25V114H24ZM104 115H105V114H104ZM119 115H120V114H119ZM126 115H127V114H126ZM144 115H145V114H144ZM192 115H193V114H192ZM224 115H225V114H224ZM231 115H232V114H231ZM0 116H1V115H0ZM5 116H6V115H5ZM7 116H8V115H7ZM11 116L13 117V115H11ZM19 116H20V115H19ZM51 116H52V115H51ZM63 116H64V115H63ZM74 116H75V115H74ZM134 116H135V115H134ZM189 116L191 117L190 114H189ZM79 117H80V116H79ZM105 117H106V116H105ZM128 117L130 118V116H128ZM229 117H230V116H229ZM229 117H228V118H229ZM251 117H252V116H251ZM254 117H255V116H254ZM257 117H258V116H257ZM6 118H8V117H6ZM10 118H11V117H10ZM55 118H56V117H55ZM75 118H76V117H75ZM137 118H138V117H137ZM193 118H194V116H193ZM222 118H223V117H222ZM2 119H3V118H2ZM4 119H5V118H4ZM22 119H23V118H22ZM60 119H61V118H60ZM68 119H69V118H68ZM77 119H78V118H77ZM138 119H139V118H138ZM226 119H227V118H226ZM237 119H238V118H237ZM241 119H242V117H241ZM247 119H248V118H247ZM253 119H254V118H253ZM31 120H33V119H31ZM65 120H66V119H65ZM70 120H71V119H69V121H70ZM80 120H81V119H80ZM98 120H100V119H98ZM101 120H102V119H101ZM124 120H125V119H124ZM132 120H133V119H132ZM135 120H136V119H135ZM200 120H201V119H200ZM255 120H256V119H255ZM18 121H19V120H18ZM106 121H107V120H106ZM139 121H140V120H139ZM245 121H246V120H245ZM245 121H244V122H245ZM12 122H14V121H12ZM15 122H16V120H15ZM87 122H88V121H87ZM102 122H103V121H102ZM120 122L122 123V121H120ZM223 122H224V121H223ZM229 122H230V120H229ZM256 122H257V121H256ZM0 123H1V122H0ZM6 123H8V122L6 121ZM18 123H19V122H18ZM51 123H52V122H51ZM71 123H73V122H71ZM74 123H75V122H74ZM91 123H92V122H91ZM137 123H138V122H137ZM140 123H141V122H140ZM140 123H138V124H140ZM188 123H189V122H188ZM188 123H187V124H188ZM207 123H208V122H207ZM3 124H4V123H3ZM3 124H1V125H3ZM9 124H10V123H9ZM11 124H12V123H11ZM57 124H58V123H57ZM81 124H82V123H81ZM94 124H95V123H94ZM102 124H103V123H102ZM112 124H113V123H112ZM119 124H120V123H119ZM130 124H131V123H130ZM141 124H142V123H141ZM141 124H140V125H141ZM237 124H238V122H237ZM237 124H236V125H237ZM239 124H240V123H239ZM241 124H242V123H241ZM12 125H14V124H12ZM28 125H29V124H28ZM74 125H75V124H74ZM76 125H77V124H76ZM89 125H90V124H89ZM98 125H99V124H98ZM120 125H121V124H120ZM133 125H136V124H133ZM148 125H150V124H148ZM197 125H198V124H197ZM219 125H220V124H219ZM242 125H243V124H242ZM7 126H8V125H7ZM9 126H10V125H9ZM44 126H45V125H44ZM86 126H87V125H86ZM104 126H105V125H104ZM107 126H108V125H107ZM112 126H113V125H112ZM112 126H111V128H112ZM138 126H139V125H138ZM200 126H201V125H200ZM224 126H226V125H224ZM256 126H257V125H256ZM42 127H43V126H42ZM51 127H52V126H51ZM116 127H117V126H116ZM143 127H144V125H143ZM188 127H189V126H188ZM262 127H263V124H262ZM47 128H48V127H47ZM47 128H45V129H47ZM53 128H54V127H53ZM59 128H60V126H59ZM62 128H63V127H62ZM96 128H97V127H96ZM111 128H110V129H111ZM128 128H129V127H128ZM195 128H196V127H195ZM200 128H201V127H200ZM217 128H218V127H217ZM223 128H225V127H223ZM238 128H239V127H238ZM86 129H87V128H86ZM120 129H121V128H120ZM140 129H141V128H140ZM202 129H203V128H202ZM258 129H259V128H258ZM52 130H53V129H52ZM54 130H55V129H54ZM64 130H65V129H64ZM71 130H72V129H71ZM90 130H91V129H90ZM93 130H94V129H93ZM117 130H118V128H117ZM129 130H130V129H129ZM141 130H142V129H141ZM186 130H187V129H186ZM186 130H185V132H186ZM188 130H189V129H188ZM195 130H196V129H195ZM200 130H201V129H200ZM256 130H257V129H256ZM103 131H104V130H103ZM108 131H109V130H108ZM113 131H114V129H113ZM130 131H132V129H131ZM143 131H144V130H143ZM189 131H190V130H189ZM196 131H197V130H196ZM201 131H202V130H201ZM215 131H216V130H215ZM223 131H224V130H223ZM238 131H240V130H238ZM245 131H246V130H245ZM248 131H249V130H248ZM46 132H47V131H46ZM56 132H57V131H56ZM62 132H63V131H62ZM87 132H88V130H87ZM110 132H112V130H111ZM115 132H118V131H115ZM127 132H128V131H127ZM132 132H133V131H132ZM138 132H140V131H138ZM141 132H142V131H141ZM206 132H207V131H206ZM212 132H213V131H212ZM217 132H218V131H217ZM228 132H230V131H228ZM234 132H235V130H234ZM253 132H254V131H253ZM43 133H44V129H43ZM43 133H42V134H43ZM75 133L77 134L76 131H75ZM80 133H81V132H80ZM93 133H94V132H93ZM118 133H119V132H118ZM128 133H129V132H128ZM190 133L192 134V132H190ZM190 133H189V134H190ZM202 133H203V132H202ZM215 133H216V132H215ZM220 133H221V132H220ZM232 133H233V132H232ZM235 133H236V132H235ZM238 133H239V132H238ZM257 133H258V132H257ZM31 134H32V133H31ZM31 134H30V135H31ZM35 134H36V133H35ZM51 134H52V133H51ZM53 134H54V133H53ZM60 134H61V133H60ZM83 134H84V133H83ZM89 134H90V133H89ZM104 134H105V133H104ZM129 134H131V133H129ZM137 134H138V133H137ZM146 134H147V133H146ZM186 134H187V133H186ZM200 134H201V133H200ZM239 134H240V133H239ZM240 135H241V134H240ZM253 135H254V133H253ZM46 136H47V135H46ZM79 136H80V135H79ZM86 136H87V135H86ZM91 136H92V135H91ZM95 136H96V135H95ZM97 136H98V135H97ZM139 136H140V135H139ZM188 136H189V135H188ZM222 136H223V135H222ZM233 136H234V135H233ZM235 136H236V135H235ZM245 136H246V135H245ZM249 136H250V135H249ZM251 136H252V135H251ZM37 137H38V136H37ZM51 137H53V135H51ZM51 137H50V138H51ZM55 137H58V136L55 135ZM55 137H54V138H55ZM132 137H133V136H132ZM228 137H229V136H228ZM39 138H40V136H39ZM41 138H42V137H41ZM78 138H79V137H78ZM84 138H86V137H84ZM100 138L102 139V135L100 136ZM100 138H99V140H100ZM129 138H130V137H129ZM36 139H37V138H36ZM57 139H58V138H57ZM70 139H72V138L70 137ZM76 139H77V138H76ZM94 139H95V138H94ZM134 139H136V137H135ZM37 140H38V139H37ZM48 140H49V139H48ZM50 140H51V139H50ZM55 140H56V139H55ZM60 140H63V139H60ZM65 140H66V139H65ZM81 140H82V139H81ZM91 140H92V139H91ZM123 140H124V139H123ZM136 140H137V139H136ZM143 140H144V139H143ZM148 140H149V139H148ZM42 141H43V140H42ZM57 141H58V140H57ZM71 141H72V140H71ZM78 141H79V140H78ZM89 141H90V140H89ZM121 141H122V140H121ZM128 141H129V140H128ZM133 141H134V140H133ZM50 142H51V141H50ZM53 142H54V141H53ZM60 142H61V141H59V143H60ZM63 142H64V141H63ZM57 143H58V142H56V144H57ZM78 143H79V142H78ZM86 143H87V142H86ZM99 143H100V142H99ZM103 143H104V142H103ZM126 143H127V142H126ZM133 143H134V142H133ZM61 144H62V143H61ZM64 144H65V143H64ZM71 144H72V143H71ZM91 144H92V143H91ZM258 144H259V143H258ZM58 145H59V144H58ZM80 145H81V144H80ZM83 146H84V145H83ZM121 146H122V145H121ZM72 147H73V146H72ZM94 147H95V146H94ZM96 147H97V146H96ZM133 147H134V146H133ZM133 147H132V148H133ZM143 147H144V146H143ZM247 147H248V146H247ZM249 147H251V146H249ZM254 147H255V146H254ZM77 148H78V147H77ZM104 148H105V146H104ZM118 148H119V147H118ZM127 148H128V147H127ZM132 148H131V149H132ZM141 148H142V147H141ZM141 148H140V149H141ZM183 148H184V147H183ZM185 148H186V147H185ZM227 148H228V146H227ZM230 148H231V147H230ZM236 148H237V147H236ZM95 149H96V148H95ZM99 149H101V148H99ZM144 149H145V148H144ZM215 149H216V148H215ZM75 150H76V149H75ZM78 150H79V149H78ZM86 150H87V149H86ZM123 150H124V149H123ZM136 150H137V147H136ZM208 150H209V149H208ZM224 150H225V149H224ZM226 150H227V149H226ZM229 150H230V149H229ZM250 150H251V149H250ZM253 150H254V149H253ZM259 150H261V149H259ZM88 151H89V150H88ZM91 151H92V150H91ZM96 151H97V150H96ZM100 151H101V150H100ZM120 151H121V150H120ZM125 151H126V150H125ZM257 151H258V149H257ZM139 152H140V151H139ZM80 153H81V152H80ZM95 153H96V152H95ZM95 153H94V154H95ZM79 156H80V155H79ZM93 157H94V156H93ZM77 159H78V158H77ZM79 159H80V157H79ZM86 159H87V158H86ZM92 160H93V159H92ZM6 161H7V160H6ZM40 161H41V160H40ZM84 163H85V162H84ZM84 163H83V164H84ZM44 164H45V163H44ZM89 164H90V163H89ZM50 165H51V164H50ZM50 165H49V167H50ZM45 166H46V165H45ZM45 166H44V167H45ZM55 166H56V165H55ZM86 166H87V165H86ZM86 166H84V167H86ZM89 168H90V167H89ZM80 169H81V168H80ZM81 170H82V169H81ZM41 172H42V171H41ZM41 172H40V173H41ZM34 173H35V172H34ZM36 173H37V172H36ZM42 173H43V172H42ZM45 173H46V172H45ZM45 173H44V174H45ZM39 175H40V174H39ZM70 176H71V175H70ZM44 177H45V176H44ZM42 178H43V177H42ZM49 178H50V177H49ZM53 178H54V177H53ZM53 178H52V179H53ZM55 178H57V177H55ZM73 178H74V177H73ZM75 178H76V177H75ZM37 179H38V178H37ZM45 179H46V178H45ZM52 179H51V181H52ZM48 180H49V179H48ZM54 180H55V179H54ZM56 180H57V179H56ZM62 180H63V179H62ZM76 180H77V179H76ZM69 181H70V180H69ZM52 182H53V181H52ZM62 182H63V181H62ZM81 182H82V181H81ZM58 183H59V182H58ZM58 183H57V184H58ZM65 183H67V182L65 181ZM72 183H73V182H72ZM43 184H44V183H43ZM44 185H45V184H44ZM0 208H1V207H0ZM100 209H101V208H100ZM0 210H1V209H0ZM0 212H1V211H0ZM97 214H98V213H97ZM92 215H93V214H92ZM94 216H95V215H94ZM95 223H96V222H95ZM97 224H99V223H97ZM63 225H64V224H63ZM62 227H63V226H62ZM65 227H66V226H65ZM16 235H17V234H16ZM17 238H18V237H17ZM9 244H10V243H9ZM5 245H6V244H5ZM8 246H9V245H8ZM11 246H12V245H11ZM10 250H11V249H10ZM47 251H48V250H47ZM47 251H46V252H47ZM5 254H6V253H5ZM44 258H45V257H44ZM217 258H218V257H216V260H217ZM47 259H48V258H47ZM214 260H215V259H214ZM22 264H24V263H22Z\"/></svg>",
  "mask_w": 264,
  "mask_h": 264
}]
</instances>
